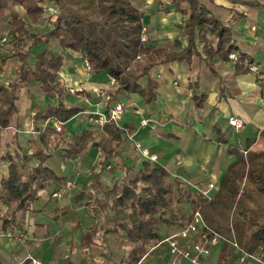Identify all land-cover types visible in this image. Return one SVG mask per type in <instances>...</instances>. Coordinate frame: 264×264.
Listing matches in <instances>:
<instances>
[{"label": "crops", "instance_id": "1", "mask_svg": "<svg viewBox=\"0 0 264 264\" xmlns=\"http://www.w3.org/2000/svg\"><path fill=\"white\" fill-rule=\"evenodd\" d=\"M245 1L252 5L201 0L211 14L229 26L237 52L245 54L258 71L235 74V61L210 58L209 49L216 47V37L197 34L196 51L189 62L173 61L151 70L158 84L155 100L147 103L136 93L118 95L125 112L117 124L124 132L117 155L103 161L101 150L90 144L86 156L71 160L58 138L54 140L46 148L50 157L45 164L53 169L56 162L60 168L71 163L74 170L69 177L59 175L61 181H51L26 212L15 214V205L9 207L0 200V264H33L29 257L43 264H126L134 248L128 236L130 211L97 208L96 195L89 192L94 175L99 174L101 183L112 187L133 179L144 162L159 164L181 181L187 198L199 200L212 184L216 188L210 194H215L221 178L236 161L230 146L245 156L249 151H264L258 149L264 146L260 137L264 129V0ZM139 9L145 13L148 46L175 53L188 46V18L171 0H153ZM10 10L30 23L20 5H11ZM10 19V12L0 19V81L6 87L16 80L19 66L17 58H8L13 48L8 36ZM30 26L41 35L49 30L44 18ZM43 26L47 29L39 31ZM50 48L63 55L59 79L68 89L63 103L82 109L77 117L85 115L89 120L90 115L108 111L115 104L109 102L112 84L106 73L89 70L74 52H64L55 44ZM141 82L145 86L147 78ZM55 104L57 99L44 92L40 82L22 87L18 111L10 127L0 131V157L9 153L24 171L37 166L39 161L30 160L26 167L21 158L44 149L39 133L47 126L54 127L35 115ZM232 118L241 119L243 127L231 126ZM92 128L99 142L103 128ZM82 133L67 134L65 127V132L58 134L74 141ZM31 150L33 154H29ZM144 150L157 159L150 161L142 155ZM8 166V160L0 161V182L8 176ZM66 181L74 187L61 197H53ZM12 216L16 222L5 227L3 218ZM155 228L160 239L148 247L139 264H264L234 242L211 235L203 222H197L188 200L176 203L172 211L161 209Z\"/></svg>", "mask_w": 264, "mask_h": 264}, {"label": "trees", "instance_id": "2", "mask_svg": "<svg viewBox=\"0 0 264 264\" xmlns=\"http://www.w3.org/2000/svg\"><path fill=\"white\" fill-rule=\"evenodd\" d=\"M229 1L252 5L245 0ZM40 2L57 9L55 19L46 13ZM15 4L24 8L30 23L10 10ZM171 4L188 18L185 33L188 46L180 53L148 46L142 40L145 13L132 0H0V19L6 12L11 14L8 36L12 38L13 48L8 58H17L19 62L16 80L8 87L0 81V131L10 127L18 111L20 89L32 82H40L42 90L57 99V104L35 115L37 120L48 122L57 118L66 122L82 111L63 103L68 90L59 79L64 58L50 48L52 44L87 60L95 73L104 72L115 79L109 102H117L122 92L139 94L147 103L155 100L158 84L151 77V70L173 61L189 62L196 51L197 34L216 37V47L209 49L210 58L229 61L230 55L238 51L229 26L211 14L201 0H171ZM43 18L49 25L47 33L41 35L31 31L30 25ZM251 64L245 54L238 53L235 74L251 72ZM144 78H147L145 86L141 82ZM102 131L99 142L93 130H86L74 141H67L59 137L54 128L45 127L39 133L44 149L21 158L26 167L30 160H37L39 164L25 171L9 153L0 157V161H9L8 176L0 182L1 202L9 207L15 205V214L26 212L51 181L63 179L45 164L50 157L46 148L57 138L71 160L86 156L90 144L101 150L103 161L117 155L123 130L108 123ZM260 137L264 139V129ZM230 153L236 154V161L221 178L217 191L211 198L202 196L199 200L187 198L189 194L179 185L181 181L159 164L144 162L133 179L112 187L103 185L99 174L94 175L89 192L96 195L97 208L110 207L117 213L125 209L130 211L128 236L134 248L126 264H139L147 256L148 247L160 239L155 228L159 211H172L176 203L187 200L193 211L200 212L205 229L211 235L236 243L244 252L260 256L264 262V151H249L245 156L230 146ZM3 220L5 227L16 222L13 216Z\"/></svg>", "mask_w": 264, "mask_h": 264}, {"label": "built area", "instance_id": "3", "mask_svg": "<svg viewBox=\"0 0 264 264\" xmlns=\"http://www.w3.org/2000/svg\"><path fill=\"white\" fill-rule=\"evenodd\" d=\"M46 11L47 14L51 15L53 17V19L56 18L58 12L57 9H55L53 6L49 5V4H43L42 5ZM142 40L143 41H147V28L144 27L143 28V34H142ZM238 58V53L237 52H233L230 55V60H237ZM85 64L87 66V68L90 70V64L87 60H85ZM250 70L251 72H257L258 71V67L255 64H251L250 65ZM109 80L111 82V84L113 85L115 83V79H113L112 77H109ZM72 92L74 93V90H72ZM125 112V105L120 102L117 101L115 102V104L109 108L108 111L105 112H98V113H94L92 115H90L89 121L92 124L93 127H97V128H103L106 124L108 123H114V124H118V122L121 120L122 116L124 115ZM48 122H51L54 129L56 130L57 133L61 134L65 132V127H66V122L59 120L57 118H51ZM143 124H147V121H143ZM229 124L233 127H235L236 129H240L243 127V121L239 118H232L229 121ZM137 148L141 149V145L137 144ZM142 155L145 156L146 158H148L150 161H155L157 158L156 156H151L148 151H141ZM29 154H33V151L31 150L29 152ZM74 187V184L71 181H66L61 187H59L55 192H53L52 196L53 197H61L62 195H64L66 193L67 190H70L71 188ZM215 185H210L209 190L204 191L202 193V196L207 197V198H211V194H210V190L215 189ZM195 217L197 222H203L201 214L199 211H195ZM9 236L12 238L13 234L9 233ZM215 237L220 238L219 235H215ZM235 245H237L235 243ZM238 246V245H237ZM254 256V255H251ZM260 259V256H254ZM29 259L32 261L33 264H43L39 259L34 258V257H29Z\"/></svg>", "mask_w": 264, "mask_h": 264}, {"label": "rangeland", "instance_id": "4", "mask_svg": "<svg viewBox=\"0 0 264 264\" xmlns=\"http://www.w3.org/2000/svg\"><path fill=\"white\" fill-rule=\"evenodd\" d=\"M133 3L135 5H137L139 8H143L144 5L148 4L150 1L153 0H132ZM156 1V0H154ZM47 25V24H46ZM44 27V26H43ZM47 27H49V25H47ZM43 30L39 31H45L47 28H42ZM92 124L90 123L89 120L86 119L85 115H81V116H75L72 119H70L68 121V123L66 124V133L67 134H74V133H80V132H84L86 130L90 131L93 130L92 128ZM258 149L264 150V146L262 147H258ZM60 164L58 162L52 164L53 169L55 170V172L60 175V176H66L69 177L71 176L73 170H74V164L71 163H65V167L64 168H60Z\"/></svg>", "mask_w": 264, "mask_h": 264}]
</instances>
